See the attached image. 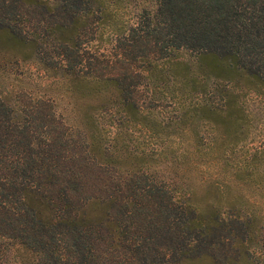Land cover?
Returning a JSON list of instances; mask_svg holds the SVG:
<instances>
[{
  "label": "trees",
  "instance_id": "1",
  "mask_svg": "<svg viewBox=\"0 0 264 264\" xmlns=\"http://www.w3.org/2000/svg\"><path fill=\"white\" fill-rule=\"evenodd\" d=\"M257 124L264 0H0V264H264Z\"/></svg>",
  "mask_w": 264,
  "mask_h": 264
},
{
  "label": "rangeland",
  "instance_id": "2",
  "mask_svg": "<svg viewBox=\"0 0 264 264\" xmlns=\"http://www.w3.org/2000/svg\"><path fill=\"white\" fill-rule=\"evenodd\" d=\"M34 78L37 79V80H40V79H38V77H34ZM29 79H30L29 77H26L27 81ZM34 84H35L34 81H30L29 86L35 87ZM2 95L5 96V92H2ZM8 97L9 96L6 95L5 99H7ZM58 109H60V110L62 109L61 105H58ZM262 130H263V128H261L258 124L257 125H253V127H251V134H250V136H249V138L247 140V143L244 146V150H247V153H249L250 151L253 152L255 150L254 148H260L261 145H264V136L262 135V133H263ZM251 136L253 137V139H250ZM168 173L171 174L168 171H167V173L164 171V173H160V174L166 176V175H168ZM261 173L264 174L263 171ZM195 178H196V176L192 175V180H194ZM195 185H196V182H195ZM197 191H198V195H199V193L202 194V193H206L207 192L206 187H199V186H197ZM229 191H230L231 194L237 193L232 188ZM256 193L260 194L258 190H256ZM258 202L261 204V208H262L261 210L264 213V196L259 198ZM190 264H205V262L199 261V262H193V263H190Z\"/></svg>",
  "mask_w": 264,
  "mask_h": 264
}]
</instances>
